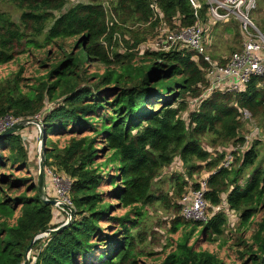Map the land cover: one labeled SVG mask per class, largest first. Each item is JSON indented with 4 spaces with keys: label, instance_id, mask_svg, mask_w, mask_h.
<instances>
[{
    "label": "trees",
    "instance_id": "trees-1",
    "mask_svg": "<svg viewBox=\"0 0 264 264\" xmlns=\"http://www.w3.org/2000/svg\"><path fill=\"white\" fill-rule=\"evenodd\" d=\"M7 1L19 14L0 10V118L39 115L44 167L71 179V221L34 241L30 264H264V158L258 140L238 148L248 143L242 110L264 119V77L191 104L208 85L201 58L182 46L132 51L160 20L169 28L194 24L191 2L155 0L160 19L151 0H111L115 20L107 23L98 0ZM189 104L195 109L183 117ZM20 131L0 138V264H23L30 241L57 227ZM166 173L170 189L156 194ZM202 173H209L207 218L186 220L181 198ZM159 201L173 213L167 241L146 251L147 207Z\"/></svg>",
    "mask_w": 264,
    "mask_h": 264
},
{
    "label": "built area",
    "instance_id": "built-area-1",
    "mask_svg": "<svg viewBox=\"0 0 264 264\" xmlns=\"http://www.w3.org/2000/svg\"><path fill=\"white\" fill-rule=\"evenodd\" d=\"M189 1L195 9L194 15L197 18L194 24L184 28H169L160 20L157 28L158 36L149 46L152 50L161 51H168L174 46L186 47L194 52L197 60L201 58L206 63L205 71L208 85L200 97L192 101L191 104L201 103L210 93L218 89L241 91L252 77H264V30H261L251 18V13L257 7V0H204L207 5L209 19L213 23L226 20L233 14L241 31L240 48L218 59L213 58L209 47H206L205 44V27L201 24L197 14V9L201 6L200 0ZM150 7L154 11V16L161 19L162 14L158 10L155 0H151ZM221 59H226V63H220L219 60ZM242 115L245 116V119H250V114L245 109L242 110ZM33 118L41 121L39 115ZM19 120L22 119L11 116L0 118V132ZM251 133H258L257 128L253 127ZM37 145L39 146V141ZM232 161V153H227L222 166L227 168ZM44 171L49 183L52 184L51 188L54 190V195L47 197L56 199L54 205L69 215L68 207L72 208V201L69 196L71 179L65 173L58 172L53 167H44ZM208 175L209 173L198 177L197 188L183 194L181 198L180 215L186 220L204 221L207 218L208 202L205 193L207 191ZM44 236L47 235L39 236V238Z\"/></svg>",
    "mask_w": 264,
    "mask_h": 264
},
{
    "label": "rangeland",
    "instance_id": "rangeland-1",
    "mask_svg": "<svg viewBox=\"0 0 264 264\" xmlns=\"http://www.w3.org/2000/svg\"><path fill=\"white\" fill-rule=\"evenodd\" d=\"M69 1L70 2L66 4V7L71 6L72 4H75L76 2L77 3L78 2H90L91 0H69ZM98 1L100 2L101 5L104 6L105 12L107 14L106 22L109 23L110 20L112 19L115 20L114 13L110 7L111 0H98ZM0 10L9 12L14 19H16L19 14V11L12 4L8 3L7 0H0ZM251 18L261 30H264V0H257V8L251 13ZM209 22L212 24V21L210 19H209ZM128 24L130 26V23ZM201 24L205 25L204 22L203 23L201 22ZM133 25H136L133 28L138 27L137 26L138 24H133ZM239 34L241 35L240 28H238V21L236 17L233 14H231L226 20H223L215 24L214 27L211 29V31L206 30L204 32V37L206 39L205 40L206 47L209 46V51L211 52V55L214 57V59H218L219 56L223 54L225 56L227 54L229 55V53H231L233 49L236 50L240 46V35ZM157 36H158V30H157V27H155L152 33L146 34L145 35L146 39L139 42L136 45V47L132 49V51L137 52V51H144L146 49H150L149 44ZM112 40L113 42H117L119 44L122 43L121 48L122 49L125 48L123 47L125 44L124 42L120 41L118 34H114ZM93 67L96 69L100 68L98 64L93 65ZM190 105L191 104H189V106L187 105L186 110L181 113L183 117L188 116V112L192 111L193 107L191 108ZM244 117H245L244 115H242L241 117V121H242L241 133L248 140V143L245 142L243 145H241L238 148H240V151H242L245 149V146H248L249 144H252L254 141L258 140L257 142H259V144L256 145V148L258 151V158L262 159L264 158V119L262 118L256 119L252 117H250V119H245ZM253 127L259 130L258 135L255 133H251V129ZM21 130L22 131L20 130L19 131L23 135V138H25L26 141L28 140L27 142H29V144L27 145V150L29 154H31L32 152L35 156L33 161L29 162V166H30L29 169L31 170L35 179L37 180V174H38L37 173L38 172V161H37L38 159L37 146L38 145L37 144L39 141L38 140L39 128L36 126L35 123H30ZM202 143H203V146L207 148L204 141ZM237 146L238 144L236 145V147ZM234 150H235L234 145L232 143L229 144L228 147L225 149L226 155H225L224 160L227 157V153L233 152ZM240 151L238 150V153H236L237 156H240L239 155L241 154ZM230 164L228 165V167H230ZM204 174L206 173H202L201 175H204ZM166 175H168V178H169L170 176L169 173L161 174L160 179L158 178L156 180L158 183L153 185L152 189L156 192V194H160L159 192H166L170 189V181L166 180L167 178ZM201 175L197 176V178L200 177ZM51 186L52 184L49 183L48 177L46 176V184H45L46 196L52 197L54 195V190L51 188ZM52 206H54V209L57 211L56 217L54 219V222H57L56 223L57 226H59L60 224L67 223L68 215L64 211L59 210L55 205H52ZM147 210H148V216L145 217L146 225L144 226V228H148L149 232L147 235L145 250L154 251V250L160 249L162 244L167 241L165 240L164 234L168 226V219L170 218V216L173 215V213L167 212L166 210H164L160 201L147 207ZM208 212L211 213L212 211H208Z\"/></svg>",
    "mask_w": 264,
    "mask_h": 264
},
{
    "label": "water",
    "instance_id": "water-1",
    "mask_svg": "<svg viewBox=\"0 0 264 264\" xmlns=\"http://www.w3.org/2000/svg\"><path fill=\"white\" fill-rule=\"evenodd\" d=\"M30 123H35L36 126L39 128V135H38V140H39V146L38 147L39 148L37 150V157H38V159H37V161H38V172L37 173L38 174H37V180H36L38 194L44 203L54 205L56 203V199L48 198L46 196V193H45L46 176H45V171H44L43 153H44V149H45L46 133L44 131V128H43L41 121H38L34 118L22 119L19 122L14 123L12 126L6 128L2 132H0V138L5 136V135L16 133L17 131L23 129L26 125H28ZM68 209H69V215H68V222H69L71 220V217L73 216V208L68 207ZM68 222L64 223V224H60L59 226H57L55 228H49V229L45 230L44 232L37 234L30 241L29 245L26 248L23 264H30L29 258L31 255L33 243L36 239L39 238V236L49 235L55 231H58V230L64 228L68 224Z\"/></svg>",
    "mask_w": 264,
    "mask_h": 264
},
{
    "label": "crops",
    "instance_id": "crops-1",
    "mask_svg": "<svg viewBox=\"0 0 264 264\" xmlns=\"http://www.w3.org/2000/svg\"><path fill=\"white\" fill-rule=\"evenodd\" d=\"M217 23H219V22H215V23L212 22V24H211V23L209 22V20L206 21V22H205V25H204V27H205V31H206V30H210V31H211V29H212V28L214 27V25L217 24ZM208 47H209V46H208ZM210 54H211V52H210ZM227 55H228V54H227ZM227 55H226V56H227ZM222 57H225V55L223 54V55L219 56V58H222ZM213 58H214V57H213ZM30 155H31V156H30V159L33 160L34 157H35L34 154L31 152ZM164 172H166V170H163V173H164Z\"/></svg>",
    "mask_w": 264,
    "mask_h": 264
}]
</instances>
